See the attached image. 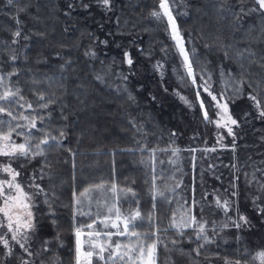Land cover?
<instances>
[{
    "label": "trees",
    "instance_id": "obj_1",
    "mask_svg": "<svg viewBox=\"0 0 264 264\" xmlns=\"http://www.w3.org/2000/svg\"><path fill=\"white\" fill-rule=\"evenodd\" d=\"M69 3L75 6L69 9ZM113 4L108 11L95 0H15L13 5L0 0V72L17 71L11 82L34 107L35 92L43 91L55 101L44 110L51 116L38 128L57 136L58 130L65 131L59 143H50L44 157L23 169L22 176L28 180L33 172L39 176L43 168V179L36 182L47 193L35 201L39 225L31 248L39 255L31 259L34 264H74V228L91 223L97 211L103 215L105 209H98V204L119 200L125 215L129 209L141 212L143 219L136 221V231L161 229L167 247L158 248L156 264H225V259L257 264L252 257L264 249V218L258 216L252 197L264 193L257 183L247 181L253 173L260 178L264 172V119L257 118L246 97L230 103L231 113L238 119L246 111L251 113L234 129L233 151V138L225 134L219 142L218 128L203 120L197 93L215 119L211 97L203 91L205 81L214 94L232 96L241 63L253 83L264 80L259 63L249 66L250 60L264 57V15L248 12L254 7L253 0H169L196 73L193 85L166 19L150 15L159 10V0H113ZM23 7L27 11L19 13L22 35L13 44V16ZM103 40L107 45L100 43ZM90 48L96 52L94 58L85 56ZM125 51L134 60L131 70L124 62ZM225 51L231 58L225 57ZM238 52L245 53L242 61L236 58ZM11 55L18 59L11 61ZM158 62L162 70L154 67ZM121 73L128 76L127 81ZM97 75L103 82L96 80ZM249 91L253 89L245 85L244 92ZM129 93L134 101L129 100ZM33 137L34 141L41 138L40 132L33 130ZM145 147L167 149L156 151L154 168L150 153L141 151ZM175 148L180 151L173 156ZM212 148L216 150L204 151ZM153 177L156 186L165 191L164 197L155 200ZM113 184L115 193L110 190ZM85 190L83 210L93 215L74 219L73 194L79 196ZM234 190L237 197H231ZM214 196L234 200L235 205L225 212L215 205ZM193 197L198 202L193 211L198 219L208 221L206 230L211 238L210 243L199 242L204 245L199 255L193 251L198 243L192 228L180 236L169 227L178 205L191 206ZM260 203L264 204V199ZM238 213L246 215L253 226L232 227L231 220ZM225 224L229 226L223 227ZM97 230H102L99 224ZM173 239L178 241L176 245L171 243ZM45 240L51 242L48 252H42ZM23 255L19 249L12 257H4L0 251V261L19 264Z\"/></svg>",
    "mask_w": 264,
    "mask_h": 264
},
{
    "label": "snow or ice",
    "instance_id": "obj_2",
    "mask_svg": "<svg viewBox=\"0 0 264 264\" xmlns=\"http://www.w3.org/2000/svg\"><path fill=\"white\" fill-rule=\"evenodd\" d=\"M15 0H7L8 5H13ZM96 4L104 9L111 11L114 6L113 0H95ZM249 13L259 12L264 15V0H253ZM74 3H69L67 7L71 9L74 7ZM84 8H89V4L81 3ZM158 9H154L150 15L157 20L166 19L168 28L170 31L171 39L175 42V46L182 57V67L185 70V74L191 78L193 85L196 84V73L193 68V63L189 55V51L185 47L183 36L179 30V26L176 22V17L173 15L172 6L169 4V0H159ZM27 8H17V14L13 16L16 24L15 30L11 31L12 43L16 44L18 38L22 35V21L19 19V13L26 12ZM241 13H244V9L241 8ZM67 14V13H66ZM28 39L27 36L24 37ZM100 43L107 45L108 41L103 40ZM230 47V46H229ZM247 51V50H245ZM226 58H231L228 51L224 52ZM249 55L255 57V53L249 52ZM85 56L95 57L96 52L94 49H89L85 52ZM124 62L131 67L134 65V60L130 52L125 51L123 53ZM238 60L245 58L244 52L236 53ZM18 57L11 55L10 60L16 61ZM264 57H260L259 60L252 59L249 61V66L253 64H260L261 68H264ZM157 70H162L163 65L159 62L154 65ZM241 74L240 78L236 81L237 86L234 88V94L229 97H225L224 93L214 94L210 86L203 85V91L211 97L213 102L212 107L215 114V119L209 116V112L202 99H199V92L197 97L199 100L200 108L202 109L203 120L208 124H214L218 129H226V134L233 138L231 145L232 150H235L236 133L235 128L241 127V121L247 120L251 115L250 112H244L241 118H236L232 115L230 109V103L234 104L236 99L246 97L250 101V106L255 109L257 118L264 119V80H259L253 83L250 79L251 73L244 67L243 63L240 65ZM17 71L14 69L12 72L3 73L0 72V251H2L4 257H12L15 255V249H19L24 255L20 257L19 264H34L31 259L34 253L31 244L32 238L36 235L38 230L39 221L33 208L35 207L36 198L40 195L47 196L45 189L41 184L37 183V179H43L44 169H40V175L37 176L33 172L28 177V183H24L21 179L23 169L28 163L37 157H44L47 147L51 142H60L65 136L63 129L58 130V136L52 135L50 131L45 130L43 127L38 128V124L43 125L44 121L51 116V112L48 111L45 114L44 110H48L50 105L55 101L49 97L45 92H35V107L32 101L25 99L22 94V90L18 85L11 82V78L17 75ZM161 74H163L161 72ZM124 81L128 80V76L120 74ZM96 80L103 82V77L97 75ZM203 77H201L202 79ZM210 79V77H209ZM34 84L40 82L33 81ZM245 85L248 88L253 89L247 93L244 92ZM125 91L127 89L125 88ZM177 95H180L177 92ZM129 100L134 101V97L129 93ZM188 103L185 97H180ZM155 99V97H152ZM17 111H13V108ZM191 107V104H189ZM7 117V119H4ZM66 119V117H65ZM33 130L39 131L41 138L34 141ZM172 135H175L173 133ZM19 138V142L17 139ZM219 140H223V136L219 137ZM222 147H226L221 144ZM147 150L150 153V161L155 163L156 151H167V149H148L145 147L141 151ZM215 148L205 149L204 151H215ZM70 151V150H69ZM180 149H172V155L176 156ZM195 152L196 149H190ZM23 161V163H21ZM161 163H163L161 161ZM174 163V161H173ZM17 165L14 167L13 165ZM235 167V165H233ZM257 171H260L257 169ZM247 177V174H245ZM237 179H239L237 177ZM264 172L261 177L257 178L255 173L252 175V179L247 181L249 184L255 182L259 185V190L264 193ZM156 178L153 177L152 182V195L153 199L158 197H164L165 191L161 190L156 186ZM179 185H177L178 187ZM97 188L102 185L96 186ZM236 185L233 184V188ZM111 192L115 193L117 187L115 184L111 186ZM88 190L85 193H81L77 196L73 194V217L77 215L89 216L93 214L89 210L85 212L84 201ZM194 191V190H193ZM127 192L132 193L135 197V193L132 189H128ZM238 191H232L231 197H237ZM264 199V196L257 195L252 197V203L258 214V216L264 218V204L260 201ZM45 203L48 200L45 199ZM135 202V201H133ZM119 200L109 205L107 202L103 205L98 204V209L103 207L105 212L103 215L99 211L95 213V218L92 222L84 226H76L74 228L75 235V257L74 264H156L157 251L160 247H167L161 237V229L157 226L149 232H138L136 231V221L142 220L143 217L139 209H129L127 215L118 206ZM187 203V202H185ZM198 202L193 197L191 206L187 209H183L179 218L177 219L176 214L173 213V217L170 221V228L177 230L180 236H183L184 230L192 228L194 230L195 240L198 243V247L193 251L199 255L200 250L204 247L199 242L202 240L204 243H210L211 238L209 237L206 225L208 221L197 218L193 208ZM215 205L218 208H223L225 212L229 211L234 205L235 201L231 199H221L220 196H216ZM155 207V205H154ZM91 208V201H89V209ZM49 212L53 213L52 205L49 204ZM264 222V220H262ZM150 226L152 224L151 216L149 217ZM55 224V221H53ZM103 225L102 230H97V225ZM225 224L223 227H228ZM231 226L236 229L243 227H252L251 221L246 215L239 214L236 219L231 220ZM114 230V231H113ZM164 229L163 231H167ZM116 239H113V238ZM119 237H125L126 240L122 241ZM56 239H59L57 234ZM192 239V237H189ZM51 242L45 240L43 243L42 252H48L50 249L48 245ZM173 245L178 243L177 240L171 241ZM253 261H259V264H264V249H260L252 257ZM2 264V261H0ZM225 264H241L239 260H228L225 259ZM247 264V262H246Z\"/></svg>",
    "mask_w": 264,
    "mask_h": 264
},
{
    "label": "rangeland",
    "instance_id": "obj_3",
    "mask_svg": "<svg viewBox=\"0 0 264 264\" xmlns=\"http://www.w3.org/2000/svg\"><path fill=\"white\" fill-rule=\"evenodd\" d=\"M191 79V78H190ZM225 134H226V129H223V128H219L218 129V132H217V135L220 137L221 135L223 136V140H224V138H225ZM227 135V134H226ZM219 140V139H218ZM222 140V141H223ZM222 141H220L219 140V142H222ZM21 179H22V181L24 182V183H28L29 181L28 180H26L27 178H25L24 176H22L21 177ZM214 199H216V196H214ZM225 199H227V198H225ZM181 211L182 210H180V214H181ZM33 212H34V208H33ZM180 215H178V217H179ZM100 228H102L103 229V225H100ZM114 231V230H113ZM113 239H116L115 237L113 238ZM119 239L120 240H122V241H124V240H126V238L125 237H119ZM257 264H259V261H257Z\"/></svg>",
    "mask_w": 264,
    "mask_h": 264
},
{
    "label": "crops",
    "instance_id": "obj_4",
    "mask_svg": "<svg viewBox=\"0 0 264 264\" xmlns=\"http://www.w3.org/2000/svg\"><path fill=\"white\" fill-rule=\"evenodd\" d=\"M180 206H181V207H180ZM187 208H188V207H186V206L183 207L182 205H178V207L176 208V209H177V210H176L177 212L175 213L177 219L179 218L178 215H180V213H179L180 210L187 209ZM172 217H173V216H172Z\"/></svg>",
    "mask_w": 264,
    "mask_h": 264
},
{
    "label": "water",
    "instance_id": "obj_5",
    "mask_svg": "<svg viewBox=\"0 0 264 264\" xmlns=\"http://www.w3.org/2000/svg\"><path fill=\"white\" fill-rule=\"evenodd\" d=\"M181 59H182V57H181Z\"/></svg>",
    "mask_w": 264,
    "mask_h": 264
}]
</instances>
